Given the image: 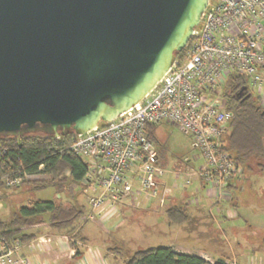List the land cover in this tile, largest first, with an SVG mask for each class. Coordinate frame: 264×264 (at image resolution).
Here are the masks:
<instances>
[{"label":"water","instance_id":"obj_1","mask_svg":"<svg viewBox=\"0 0 264 264\" xmlns=\"http://www.w3.org/2000/svg\"><path fill=\"white\" fill-rule=\"evenodd\" d=\"M207 4L0 0V138L80 135L132 108L185 48Z\"/></svg>","mask_w":264,"mask_h":264},{"label":"built area","instance_id":"obj_2","mask_svg":"<svg viewBox=\"0 0 264 264\" xmlns=\"http://www.w3.org/2000/svg\"><path fill=\"white\" fill-rule=\"evenodd\" d=\"M183 50L138 104L76 135L70 144L69 151L89 166L82 184L91 191L90 210L81 225L96 219L109 221L120 205L132 206L141 196L155 199L159 191V207H163L167 189L159 179L164 169L149 139V129L163 123L188 135L191 148L198 152L201 164L192 170L185 161L183 175L212 186L214 205L232 201L227 187L241 170L222 149L233 117L225 87L233 79L246 82L247 91L252 85L264 110V0H208ZM37 176L45 177L24 173L0 182L11 189ZM38 243L50 239L39 238ZM21 245L17 239L0 237V264H29L18 255Z\"/></svg>","mask_w":264,"mask_h":264},{"label":"trees","instance_id":"obj_3","mask_svg":"<svg viewBox=\"0 0 264 264\" xmlns=\"http://www.w3.org/2000/svg\"><path fill=\"white\" fill-rule=\"evenodd\" d=\"M183 52L177 53L175 58L180 59ZM245 86L248 85L243 80L233 79L225 87L233 117L222 141V149L241 170L239 176L232 178V183L247 173L264 174V110L258 100L253 99L249 88L245 94H251L249 98L234 99L239 89ZM155 131L154 128L149 129V139L157 147L163 168L166 145L158 139ZM75 137L71 130L59 138L42 133L0 138V178L24 173L42 174L49 176V180H24L21 185H30L33 191L54 187L60 195L65 192L71 194L73 188L84 191L82 182L89 166L69 151ZM233 184L227 188L231 190ZM0 186L5 188L1 182ZM72 197L74 201L66 205L55 201H30L11 212L7 219L0 217V237L17 239L24 244L35 239L42 229H48L76 238L85 207L77 202L74 195ZM165 214L171 224H184L190 218L188 205L172 206L165 210ZM32 230L36 232H30ZM110 253L120 254V249L115 247L110 249ZM123 258L122 264H208L197 256L176 253L170 247H149Z\"/></svg>","mask_w":264,"mask_h":264},{"label":"rangeland","instance_id":"obj_4","mask_svg":"<svg viewBox=\"0 0 264 264\" xmlns=\"http://www.w3.org/2000/svg\"><path fill=\"white\" fill-rule=\"evenodd\" d=\"M249 89L253 99L257 100L258 89L252 85H249ZM155 134L164 146L166 145L164 151V175L159 179V182L165 184L166 189L170 190L173 189V185H176L178 189L172 190L176 203L179 205L186 204L188 203L187 200L194 199L199 203L197 215L205 217L203 219H205L204 223L207 229L197 230V233H186V235H190L188 236L189 242H198L200 243V248L208 249L217 255L222 254L227 258H232L233 256L238 260L239 264H244L246 253L256 252L258 256L264 257V245L261 243V236L264 234V174L260 175L257 172L245 174L240 180L233 182V188L226 192L227 195H232V201H224L216 206L214 205L216 194L212 186L208 187L194 180L195 182L190 183L185 187L186 189H179L183 185L181 177H185L183 175L184 162L188 161L192 170H195L201 164L198 152L191 148L188 135L182 133L176 126L167 123L161 124L156 129ZM33 180H49V176H37ZM84 188L87 189L83 191L73 188L71 194L65 192L60 195L54 187H49L42 191H33L30 185H21L11 189L0 186V217L7 219L9 211L14 212L30 201H55L66 205L74 201L72 195L75 196L79 204L85 207L91 191L88 189L89 187L84 186ZM160 193L161 191H159L158 197H160ZM158 197L151 199L147 207L142 206L139 209L125 207L126 210L123 205H120L117 207L120 218L117 214L115 218L104 223L96 219L85 226L84 231L89 227L97 231L94 233L96 239L91 243L92 245H97V247H95V251L90 250L101 257L100 263L122 264L123 256H129L148 247H166L165 242L169 244L171 241H176L174 240L175 232L179 230L173 231V227L170 228L168 234L139 232L140 236L134 235V226L136 224L145 226L142 222L144 216L145 221L146 219L154 220L158 215L163 216L164 219L167 218L165 207H159ZM142 198L145 199V196ZM211 215L221 221V224L218 225L211 221ZM221 216H224L226 220L221 219ZM121 221H124L123 226L117 232V225ZM94 224L110 233H102L95 228ZM128 226L130 227L129 233V230L125 232ZM219 227L225 230V235L221 233ZM123 231L125 233H122ZM199 232L205 234L198 237ZM76 241L78 242L79 239L77 238ZM79 247L83 248L82 246ZM115 247L120 249V254L110 253V249ZM256 261L257 259H255Z\"/></svg>","mask_w":264,"mask_h":264},{"label":"crops","instance_id":"obj_5","mask_svg":"<svg viewBox=\"0 0 264 264\" xmlns=\"http://www.w3.org/2000/svg\"><path fill=\"white\" fill-rule=\"evenodd\" d=\"M185 177H181L183 185L179 188L180 190L186 189L190 183L195 182L193 178H188L186 175ZM166 186V185H165ZM178 187L176 185H173L172 190H176ZM172 190L167 189V198L165 200V203L163 205L165 210L172 207V206H179V204L176 203V199L173 198ZM141 196L136 204L132 206L123 205V208L130 207L131 209H139L142 206L147 207L148 202L151 200L149 198H142ZM188 203L181 204V205H188V211L190 213V218L188 221L184 224H171L167 220V218L164 219L163 216H156V218L153 219H146V222L144 217L142 222L145 224L143 226L142 224L139 226L136 224L134 226V235L140 236V233H161V234H168L170 231V228H174L173 231L175 232V239L176 241L165 242L167 245L166 247H170L174 252L179 254H186V255H192L197 256L201 259H203L208 264H239L238 260L232 256V258H227L223 256L222 254H215L209 251L208 249H202L200 248V243H191L189 242L190 235H186V233H197V230H204L207 229L204 223L203 216L197 215V208L199 207V203L197 201L194 202V199L187 200ZM136 205V206H135ZM88 208V202L87 206H85V214L84 216L89 212ZM119 210V209H118ZM127 210V209H126ZM128 212V211H126ZM11 212H8V215ZM119 215V212H118ZM125 217V216H124ZM120 218V215H119ZM149 218V217H148ZM207 218V217H206ZM123 219V217H122ZM121 219V220H122ZM211 221L217 223L218 225L221 224V221L217 220L215 216L211 217ZM221 219L226 220L224 216H221ZM104 223V222H103ZM124 221H121L117 226V232L120 227L123 226ZM200 223L204 224L199 227ZM86 224H79L80 228L77 229L78 236L77 238L79 241L77 242V238H72L71 236H67L65 234L61 233H54L49 231L48 229H42L39 232V235L33 239L31 242H27L21 245V249L18 253L19 256L26 258L29 261V264H103L100 263L101 257L99 255L94 254V252H91L97 247V245H92V241L95 240L96 235H94L95 232H97L94 228H87L86 231H84ZM148 224V225H147ZM95 228H97L99 231H101L104 234L110 233L109 231L106 232L102 227L95 225ZM129 230V231H128ZM219 230L223 235H225V230L219 227ZM130 232V227L128 226L125 230V232ZM30 232L35 233L36 230H32ZM124 231L122 233H125ZM183 233V234H181ZM203 232H199L198 237H201ZM145 235V234H143ZM39 238H48L50 239V243L47 244H39L38 239ZM198 243V244H197ZM261 243L264 245V234L261 236ZM91 244V245H90ZM82 246L83 248H80L79 246ZM196 245V246H192ZM89 248V249H88ZM149 248V247H148ZM95 251V250H94ZM102 251V250H101ZM252 254V255H251ZM259 254V253H258ZM255 259L257 261L255 262ZM104 264H107L104 262ZM244 264H264V257L258 256L256 252L253 253H246L244 256Z\"/></svg>","mask_w":264,"mask_h":264},{"label":"flooded vegetation","instance_id":"obj_6","mask_svg":"<svg viewBox=\"0 0 264 264\" xmlns=\"http://www.w3.org/2000/svg\"><path fill=\"white\" fill-rule=\"evenodd\" d=\"M249 95L251 96V94H249ZM250 96H249V97H250ZM249 97H248V98H249ZM234 99H235V100H241V99H247V98H246L245 94L241 95V94H239V93L237 92V93L234 95Z\"/></svg>","mask_w":264,"mask_h":264}]
</instances>
